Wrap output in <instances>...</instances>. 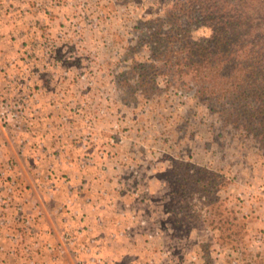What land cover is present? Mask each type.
Returning a JSON list of instances; mask_svg holds the SVG:
<instances>
[{
  "label": "rangeland",
  "instance_id": "obj_1",
  "mask_svg": "<svg viewBox=\"0 0 264 264\" xmlns=\"http://www.w3.org/2000/svg\"><path fill=\"white\" fill-rule=\"evenodd\" d=\"M226 14L0 0V264H264V156L161 54L177 32L235 54Z\"/></svg>",
  "mask_w": 264,
  "mask_h": 264
},
{
  "label": "trees",
  "instance_id": "obj_2",
  "mask_svg": "<svg viewBox=\"0 0 264 264\" xmlns=\"http://www.w3.org/2000/svg\"><path fill=\"white\" fill-rule=\"evenodd\" d=\"M207 14L228 13L236 19L239 42L236 53L226 46L223 35L183 38L172 34L171 45L161 51L165 62L172 60L179 75L194 72L215 100L227 99L242 132L257 144L264 156V0H197ZM227 15V14H226ZM226 39V38H225ZM218 44H217V43ZM219 45V46H216ZM231 56L233 59L231 60ZM144 82V80H143ZM146 82V81H145Z\"/></svg>",
  "mask_w": 264,
  "mask_h": 264
},
{
  "label": "built area",
  "instance_id": "obj_3",
  "mask_svg": "<svg viewBox=\"0 0 264 264\" xmlns=\"http://www.w3.org/2000/svg\"><path fill=\"white\" fill-rule=\"evenodd\" d=\"M74 238V237H73ZM73 238H71V239H69L68 240V243H67V241L64 243V241H62V243H64V245H66V246H64V248L61 246V244L59 243L58 245H57V247L55 248V250H57L59 253H62L63 254V252H64V249H68L67 248V244L69 245V243L71 244L72 242H73ZM90 241L92 242V241H94V239L93 238H91L90 239ZM70 247V246H69ZM48 250H50V249H52L53 247H51V245L48 243V247H46ZM80 248L82 249V250H84V251H89L91 248H90V243H87V246H85V245H83V244H81L80 245ZM81 249H79V250H81ZM78 250V249H77ZM74 251H76V250H72V252H74ZM94 257L92 256L91 257V259H93ZM32 260H30V262H31Z\"/></svg>",
  "mask_w": 264,
  "mask_h": 264
},
{
  "label": "crops",
  "instance_id": "obj_4",
  "mask_svg": "<svg viewBox=\"0 0 264 264\" xmlns=\"http://www.w3.org/2000/svg\"><path fill=\"white\" fill-rule=\"evenodd\" d=\"M77 249V248H76Z\"/></svg>",
  "mask_w": 264,
  "mask_h": 264
}]
</instances>
